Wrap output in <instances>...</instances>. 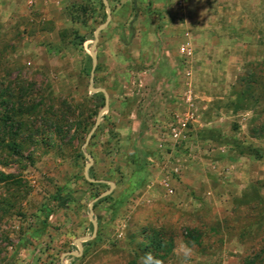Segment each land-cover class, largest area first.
Wrapping results in <instances>:
<instances>
[{"label":"rangeland","instance_id":"obj_1","mask_svg":"<svg viewBox=\"0 0 264 264\" xmlns=\"http://www.w3.org/2000/svg\"><path fill=\"white\" fill-rule=\"evenodd\" d=\"M2 128L0 264H264V0H0Z\"/></svg>","mask_w":264,"mask_h":264},{"label":"crops","instance_id":"obj_2","mask_svg":"<svg viewBox=\"0 0 264 264\" xmlns=\"http://www.w3.org/2000/svg\"><path fill=\"white\" fill-rule=\"evenodd\" d=\"M189 243L183 236L175 238L174 252L175 257L180 259V264H199V260L203 259V257L211 256L192 248ZM225 246L229 247V250L232 252H222L219 256L220 264H239L241 243H239V241L232 240L228 243H224V247ZM186 252L188 253L187 255H185Z\"/></svg>","mask_w":264,"mask_h":264},{"label":"trees","instance_id":"obj_3","mask_svg":"<svg viewBox=\"0 0 264 264\" xmlns=\"http://www.w3.org/2000/svg\"><path fill=\"white\" fill-rule=\"evenodd\" d=\"M5 139H6V130L4 128H2L0 130V148H7L8 150L10 149L14 153H17L18 144L16 142L15 143L13 142V145L10 146L7 142H5ZM7 176H8V174H6V173H4L3 171L0 170V181L4 180ZM186 234H187V228L185 229V233H184V237L187 239L189 237H187ZM261 255H264V243L260 247L258 253L254 254V257H259Z\"/></svg>","mask_w":264,"mask_h":264},{"label":"clouds","instance_id":"obj_4","mask_svg":"<svg viewBox=\"0 0 264 264\" xmlns=\"http://www.w3.org/2000/svg\"><path fill=\"white\" fill-rule=\"evenodd\" d=\"M188 253L186 252L185 255ZM142 264H159V261L154 259L150 254L142 258Z\"/></svg>","mask_w":264,"mask_h":264},{"label":"built area","instance_id":"obj_5","mask_svg":"<svg viewBox=\"0 0 264 264\" xmlns=\"http://www.w3.org/2000/svg\"><path fill=\"white\" fill-rule=\"evenodd\" d=\"M178 127H172L171 128V136L174 138V139H180L181 135L179 134V131H178ZM172 189L169 188V191H171Z\"/></svg>","mask_w":264,"mask_h":264},{"label":"water","instance_id":"obj_6","mask_svg":"<svg viewBox=\"0 0 264 264\" xmlns=\"http://www.w3.org/2000/svg\"><path fill=\"white\" fill-rule=\"evenodd\" d=\"M95 90H101V91H103V89L102 88H96ZM88 163L86 164V166H85V176H86V178L89 180V181H93V179H91V178H89L88 176H87V168H88Z\"/></svg>","mask_w":264,"mask_h":264}]
</instances>
